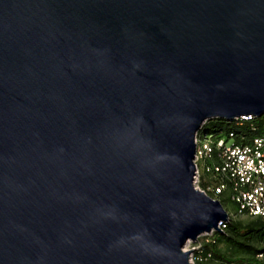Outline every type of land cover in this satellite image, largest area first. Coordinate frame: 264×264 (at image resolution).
I'll use <instances>...</instances> for the list:
<instances>
[{"label": "water", "instance_id": "obj_1", "mask_svg": "<svg viewBox=\"0 0 264 264\" xmlns=\"http://www.w3.org/2000/svg\"><path fill=\"white\" fill-rule=\"evenodd\" d=\"M263 116L264 0H0V264H191L195 136Z\"/></svg>", "mask_w": 264, "mask_h": 264}, {"label": "built area", "instance_id": "obj_2", "mask_svg": "<svg viewBox=\"0 0 264 264\" xmlns=\"http://www.w3.org/2000/svg\"><path fill=\"white\" fill-rule=\"evenodd\" d=\"M232 124L237 127L247 124L253 134L231 131L225 133L223 140L221 137L212 139V136L202 133L195 136L194 186L222 207L227 203L226 199H229L235 210L229 213L223 207L228 214V222L237 217L264 222V116L258 119L241 117ZM202 175L204 187L200 186ZM227 223L219 225L221 233ZM217 233L212 231L201 239L204 243H210ZM194 260L202 261L199 257ZM235 264H264V251L250 262Z\"/></svg>", "mask_w": 264, "mask_h": 264}, {"label": "trees", "instance_id": "obj_3", "mask_svg": "<svg viewBox=\"0 0 264 264\" xmlns=\"http://www.w3.org/2000/svg\"><path fill=\"white\" fill-rule=\"evenodd\" d=\"M227 123L224 120H212L205 124L203 127V132L207 133L210 136H219L220 133L224 131V126ZM234 125V124H230ZM234 127H237L234 125ZM243 131H237L236 128L231 130H226L225 133L234 132L239 133L243 132L247 135L253 134L250 132L247 124H244L242 127ZM219 137L215 138L218 139ZM203 175L200 180V186L204 187L205 183L203 182ZM226 202H229V199H226ZM226 209V207L223 205ZM227 210V209H226ZM219 241H224L228 245L235 247L240 252L244 254V257L239 259H231L225 254L219 252L216 248V245ZM257 242L264 244V222L259 219H250L246 224H243L238 221L230 220L225 227L223 233H217L214 235V239L210 243H202L200 250L196 252V258L199 257L202 261H196L195 264H202L205 260H209L214 264H235V263H244L250 262L254 257L260 252L264 251V247L257 248L253 246V243ZM208 256H210L208 258ZM208 258V259H207Z\"/></svg>", "mask_w": 264, "mask_h": 264}, {"label": "rangeland", "instance_id": "obj_4", "mask_svg": "<svg viewBox=\"0 0 264 264\" xmlns=\"http://www.w3.org/2000/svg\"><path fill=\"white\" fill-rule=\"evenodd\" d=\"M208 123V122H207ZM206 124V123H205ZM233 128H236V130L237 131H243V128H240V127H234V125H226V126H224V131L222 132V133H220V137H221V139L223 140V139H225V132H226V130H231V129H233ZM217 137H219V136H213L212 137V139H215V138H217ZM196 182V181H195ZM196 184V183H195ZM197 186V185H196ZM225 207H226V209H227V211L229 212V213H233L234 212V206L230 203V202H227L226 204H225ZM231 220H233V221H238V222H241V223H243V224H246V223H248L249 221H250V219L249 218H244V217H237V218H233V219H231ZM201 237H203V235L202 236H199L198 238H197V240H196V242H190V241H188L186 244H185V246H184V248H183V251H192V254H191V256H190V262H191V264H195L196 263V261L194 260V258L196 257V249L198 248V247H200L201 245H202V243H203V239H201ZM253 246H255V247H259V248H261V247H264V244H260V243H257V242H254L253 243ZM216 248H217V250L219 251V252H221V253H223V254H225L227 257H229V258H231V259H239V258H242V257H244V254L242 253V252H240L238 249H236L235 247H232V246H230V245H228L227 243H225L224 241H219L218 242V244L216 245ZM202 264H214L213 262H210L209 260H204L203 262H202Z\"/></svg>", "mask_w": 264, "mask_h": 264}]
</instances>
